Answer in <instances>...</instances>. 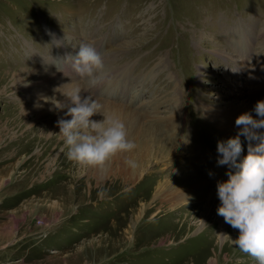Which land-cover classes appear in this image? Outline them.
<instances>
[{
    "label": "rangeland",
    "instance_id": "rangeland-1",
    "mask_svg": "<svg viewBox=\"0 0 264 264\" xmlns=\"http://www.w3.org/2000/svg\"><path fill=\"white\" fill-rule=\"evenodd\" d=\"M82 42L104 57L109 79L94 89L69 57ZM76 88L121 119L137 145L104 172L69 161L63 139L48 134L71 119L66 107L52 103L37 122L18 111L35 97L69 105ZM259 100L264 0H0V148L33 132L51 143L20 162H3L0 149L3 190L30 170L21 162L44 151L55 159L25 194L0 197V226L11 225L0 230V264H257L217 214V183L236 171L218 165L217 142L237 135L239 115L258 119ZM19 114L27 125L5 133ZM240 139L237 162L247 155Z\"/></svg>",
    "mask_w": 264,
    "mask_h": 264
},
{
    "label": "clouds",
    "instance_id": "clouds-1",
    "mask_svg": "<svg viewBox=\"0 0 264 264\" xmlns=\"http://www.w3.org/2000/svg\"><path fill=\"white\" fill-rule=\"evenodd\" d=\"M69 57L74 72L80 80L87 82L89 88L94 89L108 81L104 57L92 44L82 42L78 53ZM80 91L81 88H76L65 94L71 102L69 105L52 100L56 109L66 107V116L71 119H59V134H48L63 139L69 161L104 172L113 158L131 152L137 145L128 139L126 125L121 119L105 116L103 106L93 99V95L81 100ZM254 111L258 119L247 112L239 115L235 121L240 128L237 135L217 142L218 165L236 169L235 173H227L228 180L217 183L221 201L217 214L239 231L235 240L230 238L232 243L257 264H264V100L256 102ZM97 113L103 114L105 119L92 120ZM241 136L248 141L247 155L237 162L243 151ZM253 141L258 143L253 146ZM125 162L132 168L137 166L131 159ZM106 195V190L99 193L101 198Z\"/></svg>",
    "mask_w": 264,
    "mask_h": 264
},
{
    "label": "bare ground",
    "instance_id": "bare-ground-1",
    "mask_svg": "<svg viewBox=\"0 0 264 264\" xmlns=\"http://www.w3.org/2000/svg\"><path fill=\"white\" fill-rule=\"evenodd\" d=\"M29 102L30 103L28 105H26V106L23 105L22 106V109L21 110H18V111L21 114L25 115V116H27V114L28 115L30 114L32 116H35V122H37V120L40 118V116L43 113H45L47 110L51 109V107H52V102H51L50 98L49 99H46V100H43V99H39V98L35 97V98H33V100H30ZM16 112H14V113H16ZM18 116H19L18 118L15 116L11 120L12 121V123H11L12 126H9L8 125L6 127L7 130H6L5 133H10L12 130H14L13 125L14 126H19L20 129L21 128H24V126L27 125L26 123H23L24 122L23 119L20 118L21 115L19 114ZM33 125H34V122L31 121L30 124H29V129H33ZM31 134H34V135L33 136H30V137L28 136V137H24L23 139H20V144H18L16 141H14V139H9V141H6L4 143V145L0 148L1 149V155L3 157L6 155L4 157L5 158V161H3V162H15V161L16 162H20V160L23 158V155L26 154V156H27L28 153H30V152L33 151V149L35 148V146L40 147L41 142H42L44 136L37 135L36 132H33ZM38 138H41V139L38 140ZM16 143L18 145L15 146ZM48 144L51 145V143H47V144L41 145L42 149L46 150L47 147L49 146ZM39 154H40V156L37 157V158H33L31 160H25L24 162H21L22 164L20 163L23 167L30 168V170L23 172V174L21 176H19V177L18 176L16 177L15 175H13V180H10V181H14L16 183H13L12 185L9 186V187H12L13 190L12 189H9L8 193H7V190L6 191L3 190V187L6 184H8V180H9V179H5V177H6L5 174L8 171V169L7 170L4 169L2 171V173L0 175V197H4V196H7L8 195L7 199H11L10 198V196H11L10 194H13V193L14 194L15 193H18L17 194V197L18 196H21V195L25 194V192H27V191H29L31 189V187H32L31 182H33V181L35 182V181L39 180L40 178H43L42 175H44V172L48 173L49 169L53 165H55V163H53V161L55 159L54 160H51L54 156H50V154L48 152L45 153V151L42 152V153H39ZM2 156H0V157H2ZM44 157H46V158H44ZM46 159H47V164H46ZM37 168H38V170L36 171ZM16 169H17V167H16ZM11 174H13V172ZM9 178H10V176H9ZM40 185H43V184H40ZM26 186H31V187H29L28 189H26ZM33 187H34V185H33ZM46 194H50V192H47ZM41 195L42 194H40V192H36V194H34V196L32 197V199L33 200L39 199V197ZM23 206L21 208H24ZM31 212H33V211H31ZM31 212L29 214H27L25 216V218L28 217L31 214ZM11 222H12V220H11ZM14 223L15 224H13V225L16 228H19L22 225V223H20L19 221H17V219H15ZM10 227H11L10 223L8 225H1L0 226L1 233L2 234L3 233L5 234V232H6V235H7L8 230L11 229Z\"/></svg>",
    "mask_w": 264,
    "mask_h": 264
}]
</instances>
